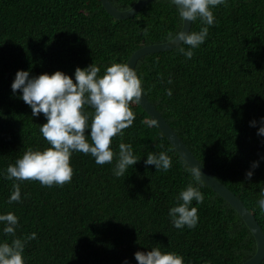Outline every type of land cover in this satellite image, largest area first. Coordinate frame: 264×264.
Returning <instances> with one entry per match:
<instances>
[{
    "label": "trees",
    "instance_id": "16d2710c",
    "mask_svg": "<svg viewBox=\"0 0 264 264\" xmlns=\"http://www.w3.org/2000/svg\"><path fill=\"white\" fill-rule=\"evenodd\" d=\"M110 1L125 10L137 0ZM213 12L209 36L191 59L176 46L140 57L134 69L147 99L264 233V215L256 207L264 186V136L257 134L264 117V0H228ZM181 27L167 0H151L126 19L108 14L100 0H0V170L28 148L47 147L38 131L45 117H32L19 90L11 92L18 69L72 76L77 66L93 62L102 74L112 61L126 63L138 48L165 42ZM199 27L197 21L190 30ZM130 107L136 113L133 125L110 145L118 152L120 142L130 143L141 156L125 177H115L112 165H98L90 155L75 152L69 183L42 187L25 181L22 203L11 205L7 197L13 181L0 178V212L17 215V236L37 233L25 247V264H123L125 259L137 264L133 253L154 246L181 254L184 264H240L254 255L256 241L245 221L203 181L205 200L193 201L198 225L172 227L167 210L191 180L186 162L158 127L143 123L150 116L140 104ZM251 120L257 124L250 126ZM160 151L172 157L167 172L144 164L148 152ZM257 160L259 166L245 179ZM0 239L11 238L0 234Z\"/></svg>",
    "mask_w": 264,
    "mask_h": 264
},
{
    "label": "clouds",
    "instance_id": "9594fccd",
    "mask_svg": "<svg viewBox=\"0 0 264 264\" xmlns=\"http://www.w3.org/2000/svg\"><path fill=\"white\" fill-rule=\"evenodd\" d=\"M175 8L177 17L184 24L199 21V30L178 29L166 36L176 44V51L186 59H191L194 50L199 48L209 36V26L215 23L213 9L227 6L228 0H167ZM172 83L171 77L167 80ZM11 92L22 99L31 108V116L43 114L45 122L39 124V134L46 142L44 148H28L14 163L0 170V178L12 180V191L7 204L22 203L21 183L38 181L42 187L63 186L73 176L70 159L73 153L90 155L98 165H112L115 177H125L129 169L140 160L130 143L120 142L118 152L110 147L112 138L124 135V129L133 125L136 113L131 104L141 103L146 90L142 86V77L129 63L112 61L104 66L90 63L81 68L77 66L72 76L61 70L51 74L47 72L30 75L27 69H18L10 84ZM165 95L171 96V88L165 89ZM91 109V111L86 110ZM147 127H157L155 117L145 119ZM250 126L257 124L251 120ZM87 131V134L85 133ZM259 136H264V117L259 120ZM264 159V157H261ZM259 160L251 163L245 172V179L253 175L252 169L259 166ZM145 165H154L156 171L167 172L172 167V157L167 151L148 152ZM191 177L187 185L174 196L167 216L172 227L182 230L194 229L199 223L198 209L193 206L204 202L201 192L204 181L201 169L197 166H185ZM27 197V193L24 194ZM256 207L264 215V186L260 187ZM19 218L13 211L0 212V234L11 239H0V264H25L24 250L29 241L36 239L37 233L16 235ZM137 264H184V258L175 251H162L160 247L150 250H137L133 253ZM123 264H130L125 259Z\"/></svg>",
    "mask_w": 264,
    "mask_h": 264
},
{
    "label": "water",
    "instance_id": "95a60500",
    "mask_svg": "<svg viewBox=\"0 0 264 264\" xmlns=\"http://www.w3.org/2000/svg\"><path fill=\"white\" fill-rule=\"evenodd\" d=\"M149 1L151 0H137L130 8L120 10L116 8L110 0H100L106 12L116 19H126L134 16ZM190 27V22H188L187 20H185L184 24L182 22V30L187 31ZM179 42L180 41L177 38L171 42L167 40L162 43L144 45L135 50L130 55L127 62L129 63L130 67L135 68V65L140 57L149 53H157L170 50L176 47V44H178ZM139 104L147 112L150 118L155 117L157 119V127L161 130V132L172 144L179 155L184 159L186 164L188 163L190 166L200 167L202 174L201 178L204 180L203 182L208 185L213 191H215L219 196L224 198L240 214L242 219L249 227L256 241V251L254 255L240 264H260L264 259V233L254 215L246 208L243 202L232 191H230L229 188L222 184L206 168L203 167V165L195 158L189 148L169 126L167 121L163 118V116L155 108V106L147 99L146 96L141 98V103Z\"/></svg>",
    "mask_w": 264,
    "mask_h": 264
}]
</instances>
